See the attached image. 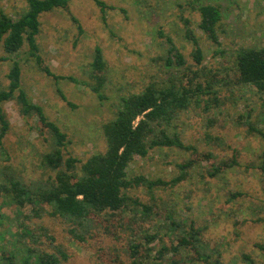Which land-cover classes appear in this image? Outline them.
<instances>
[{"label": "rangeland", "instance_id": "obj_1", "mask_svg": "<svg viewBox=\"0 0 264 264\" xmlns=\"http://www.w3.org/2000/svg\"><path fill=\"white\" fill-rule=\"evenodd\" d=\"M102 1L108 6L105 13L93 0H71L70 13L78 20L81 30L63 10L41 17L38 43L44 65L56 76H70L80 84L53 79L41 72L32 60L22 64L24 90L43 108L48 119L67 134L70 155L86 161L105 150L102 128L115 116L122 96L137 93L150 82L164 81L170 76L181 80L188 75L192 77L193 74L187 72L194 70L199 72L202 83L207 79L219 91V106L212 102L213 108L205 110L204 106L194 105L183 114L179 123L182 139L200 152L213 153L215 162H231L235 158L238 165L214 178L209 177L206 165L196 167L187 172L185 180L157 188L152 193L144 187L131 189V196L153 208L151 217L135 216L134 212L121 214L117 222H102L96 231L98 237L83 245L72 241L68 224L61 219L44 215L34 220L32 226L47 227L57 243L69 248L72 255L66 264H119L115 262L114 250L122 252L126 249V239L133 235L141 238L142 231L158 233L169 244L167 231L158 228L159 233L156 225L168 224L166 216L173 215L181 224L194 221L196 227L203 230L202 239L208 253L220 264H249L244 255L256 264H264V252L258 247L264 245V174L260 170L264 141L259 135L249 133L241 118L251 110L252 123L263 129L264 95L252 87L227 84L233 81L230 69L237 52L241 48L264 47V0H200L202 4L219 6L222 11V47L218 54L198 28L200 15L192 0ZM25 7L23 0H0V13L13 18H18ZM185 20L189 21V26ZM188 29L199 38L204 55L201 65H196L192 58L194 46L186 38ZM165 36L172 37L180 48L187 62L186 69L164 67ZM96 47L102 49L109 72L104 101L83 84H93L88 71ZM6 56L0 43V89L8 85L11 63L1 60ZM4 108L10 121V131L4 140L8 163L28 183L52 175L42 168L43 156L52 149L48 134L40 135L36 118L20 115L16 103H7ZM2 157L0 155V164L6 162ZM189 158L190 153L176 148L155 150L146 158H135L129 173L132 177L143 175L170 182L180 176L178 166ZM233 194L238 196L232 198ZM30 211L27 207L20 212L12 205L1 203L3 227L0 230L13 228L15 231L18 220H23L24 214ZM133 218H136L133 225L124 230L119 228V223L126 224ZM113 229L118 231L120 239L113 237ZM5 237L9 239L6 231ZM42 241L43 248L52 251L50 241L46 238Z\"/></svg>", "mask_w": 264, "mask_h": 264}, {"label": "trees", "instance_id": "obj_2", "mask_svg": "<svg viewBox=\"0 0 264 264\" xmlns=\"http://www.w3.org/2000/svg\"><path fill=\"white\" fill-rule=\"evenodd\" d=\"M26 7L18 18H13L4 12L0 13V43L6 57L1 60L10 61L11 68L7 75L8 85L0 89V155L5 163L0 164V205H12L20 211L29 207L30 214H24V219L18 220L15 231L7 228L0 230V264H66L71 260L72 252L67 246L57 243L45 226H32L34 220L48 215L61 219L68 224V234L78 245L86 244L91 238L98 237L97 229L102 222L107 224L117 222L121 214L134 212L143 218L153 214V208L140 202L129 194L131 189L140 187L153 192L157 188L176 185L185 180L188 171L196 167H204L209 177L214 178L228 169L238 165L235 158L232 161L218 162L213 160L211 152H200L194 145H188L182 139L179 123L183 114L194 105L204 106L205 110L213 108L212 102L219 106L218 93L214 85L205 79L202 83L198 71L188 70L185 78L170 76L167 80L150 82L141 91L122 96L117 105L115 116L103 125L105 150L91 155L86 161L73 157L68 152L70 141L67 134L46 116L43 108L34 103L24 90L22 82V64L34 61L41 72L55 80H67L75 84L81 82L73 77L56 76L50 67L44 65L38 43L41 33V17L56 10L69 13L79 29L78 20L70 13L71 0H23ZM105 13L108 8L102 0H93ZM195 10L200 15L199 30L206 35L220 52L222 40L220 28L223 14L219 6L202 4L200 0H192ZM189 26V21L185 20ZM186 38L192 42L194 51L192 58L196 65L204 60L199 38L186 30ZM82 32V31H80ZM163 36V34L161 33ZM167 47L163 58L164 67L178 66L184 68L187 64L180 48L170 36H165ZM186 69V67H185ZM233 81L227 83L238 87H252L264 95V47L241 48L234 58ZM89 77L93 84L83 83L96 94L100 101L106 96L104 90L109 83V72L103 51L96 47L93 61L89 66ZM217 82V77H216ZM61 98L67 101L65 95L59 92ZM14 102L19 107L20 115L25 118H36L40 135L48 134L52 149L45 153L42 168L52 175L47 178L25 181L22 174L8 163L4 140L10 131V121L5 112V104ZM264 106V104H263ZM251 110L245 117L243 125L249 133L259 135L264 141V114L261 115L263 129L252 123ZM164 148H176L190 153L191 158L178 167L180 176L170 182L162 179H149L143 175L130 176L129 167L135 158H146L151 151ZM260 170L264 174V151ZM236 194L232 195L235 198ZM2 215H0V218ZM158 217L162 218L159 213ZM166 221L157 231L164 228L170 240L166 244L158 233L151 234L142 231L141 238L133 235L126 239V249L116 253L115 262L119 264H220L218 259L208 253L203 242L201 228L194 221L178 222L173 215H167ZM1 221V220H0ZM136 218L126 224L119 223V228L135 223ZM124 224V225H123ZM0 222V228H2ZM107 229V228H105ZM132 229V227H130ZM113 237L119 233L113 229ZM50 241L48 251L43 248L42 239ZM159 240V241H158ZM144 241V243H143ZM8 242V243H7ZM160 242L156 247L155 243ZM10 245V248L8 245ZM264 252V245H258ZM124 258H127L125 260ZM249 264H256L249 256L244 255ZM111 262V261H110Z\"/></svg>", "mask_w": 264, "mask_h": 264}]
</instances>
